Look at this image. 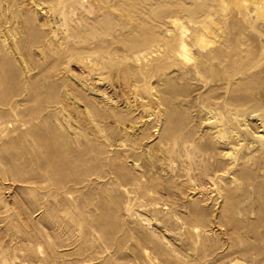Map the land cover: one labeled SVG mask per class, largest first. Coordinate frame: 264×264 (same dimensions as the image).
<instances>
[{
    "label": "rangeland",
    "instance_id": "obj_1",
    "mask_svg": "<svg viewBox=\"0 0 264 264\" xmlns=\"http://www.w3.org/2000/svg\"><path fill=\"white\" fill-rule=\"evenodd\" d=\"M260 1L0 0V264H264Z\"/></svg>",
    "mask_w": 264,
    "mask_h": 264
},
{
    "label": "bare ground",
    "instance_id": "obj_2",
    "mask_svg": "<svg viewBox=\"0 0 264 264\" xmlns=\"http://www.w3.org/2000/svg\"><path fill=\"white\" fill-rule=\"evenodd\" d=\"M256 2V1H255ZM258 2V1H257ZM261 2V1H260ZM256 6V7H259V8H256V10H260V11H264V1L262 0V2Z\"/></svg>",
    "mask_w": 264,
    "mask_h": 264
}]
</instances>
